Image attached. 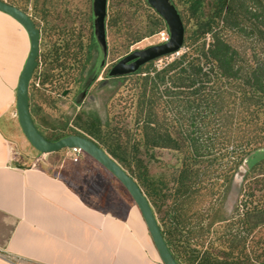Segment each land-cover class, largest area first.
<instances>
[{
	"label": "rangeland",
	"instance_id": "rangeland-1",
	"mask_svg": "<svg viewBox=\"0 0 264 264\" xmlns=\"http://www.w3.org/2000/svg\"><path fill=\"white\" fill-rule=\"evenodd\" d=\"M13 1L27 8L44 31L47 22L54 25L50 38L44 33L42 46L48 48L51 43H57L62 50L61 66H48H51L50 80L44 85L42 75H37L30 84L34 103L41 109L36 118L44 131L53 135L78 128L77 117L85 111L99 116L104 130L116 128L119 133L137 136L141 132L137 101L142 82L138 76L145 73L125 78L110 77L109 70L128 53L166 41L170 32L163 17L145 0H108L107 19L110 22L116 20V24L108 25L109 52L102 64L104 55L94 32L93 0ZM175 1L187 18V4L183 0ZM230 1L245 2V6L256 8L251 0ZM239 21L244 30L231 26H220L219 29L222 28L221 35L239 51V65L245 73L255 62L264 61V18L263 14L258 19L252 18L243 11ZM191 26L195 28L194 20ZM206 39L210 41V34ZM187 50L184 46L179 52L153 60L143 68L160 70ZM242 80L223 77L207 83L206 94L218 92L221 102L217 107L209 104V108L204 104L194 125L187 122L178 126L175 120L177 116H183L179 114L180 109L157 107L162 119L166 117L171 121L173 130L197 131L196 135L202 136L199 138V155L189 162H184L187 153L178 150L155 148L144 152L151 174L168 182L164 188L170 195L161 205L159 217L169 221L171 210L175 212L179 207L185 209L184 220L192 216L181 236L187 251L206 249L211 243L219 244L230 234H235L243 194L264 192L259 189L264 187V174L251 170L256 162L264 159V99L257 97ZM67 120L69 124L65 126ZM11 123L13 141L21 149L37 151L23 133L17 114L13 115ZM44 156L50 170L64 177L91 204L120 216H125L129 208L139 210L119 180L84 151L77 161L67 148ZM187 165L192 171L188 179L191 189L177 197L173 194L175 179ZM195 210L201 211L202 217L192 215ZM226 222L228 226H225ZM187 236L189 239L185 240Z\"/></svg>",
	"mask_w": 264,
	"mask_h": 264
},
{
	"label": "trees",
	"instance_id": "trees-1",
	"mask_svg": "<svg viewBox=\"0 0 264 264\" xmlns=\"http://www.w3.org/2000/svg\"><path fill=\"white\" fill-rule=\"evenodd\" d=\"M171 1L178 8L185 23L186 38L184 45L188 50L160 70L150 67L143 68L144 65L136 73L130 74L145 73L138 76L142 82L137 101L138 123H140L141 132L137 136L127 132L125 134L119 133L116 128L113 131L104 130L102 119L85 111L77 117L76 126L78 128H72L69 132L48 135L36 118L41 109L39 104L34 103V95L30 85V107L34 121L40 132L50 140H58L71 134H80L98 142L117 159L136 178L149 198L165 239L181 264H264V194H262L264 192L251 191L243 194L238 206L239 225L235 234H230L219 244L211 243L206 249L195 248L187 251L186 248H183L181 236L183 237V231L186 229V225L190 223L189 219L192 216L184 220L182 213L185 209L179 207V209H175V212L171 210L172 218L169 221L159 217L161 205L170 195L164 188L168 186V182L151 174L148 162L144 158L146 151L155 148H169L187 153L184 162L197 159L200 150L199 138L202 136L199 134L197 136V131L173 130L171 121H167L166 117L162 119L157 107L164 105V108L169 106L180 109L182 114L180 112L179 114L183 116H177L175 121L178 126L182 127L187 122L192 125L197 124V115L201 114L200 108L204 104H207L208 108L210 105L212 107L220 105L221 96L218 92L216 94H206L205 92L207 83L213 78L216 80L223 77L232 80L243 79L244 85L250 86L258 95L257 97L264 99V61L255 62L252 68L244 73L243 68L239 65V51L221 35V29L226 26L244 30L239 21L240 13L243 11L249 13L252 18L258 19L262 14L264 18V0H251L255 2L256 8L250 5L245 6V2L239 3L240 1L210 0L207 4L206 0H183L182 2L187 4V18L179 8L178 3L175 0ZM9 2L29 12L27 8L20 6L13 0H9ZM145 2L149 5L147 0ZM243 8L244 10H242ZM260 9L262 12L259 13ZM32 17L37 26L40 27L36 18L33 15ZM192 20H194V29L191 26ZM115 24L116 20L110 22L106 19L107 40L108 25L113 26ZM47 25L46 28L49 27L48 29L51 31L55 27L49 22ZM220 26L221 29H219ZM209 34L211 39L208 42L206 37ZM53 45V50L42 54L43 62L61 66L59 61L62 54L60 52L62 51L61 47L57 43ZM62 49H65V46ZM50 67L44 68L40 74H38L39 68L36 69L33 79L37 75H42L41 83L45 85L50 80ZM126 76L122 77L125 78ZM262 107L264 111V104ZM219 110H221V106ZM68 124L69 121L67 120L64 125L67 126ZM250 151L245 152L238 162H241ZM251 170L264 174V159L256 162ZM191 172L187 165L182 168L179 176L175 179L173 194L177 197L191 189V184L188 182ZM259 189L262 190L264 187L261 186ZM192 215L202 217V212L195 210ZM227 223L225 226L229 225ZM186 239L189 237L187 236Z\"/></svg>",
	"mask_w": 264,
	"mask_h": 264
},
{
	"label": "crops",
	"instance_id": "crops-1",
	"mask_svg": "<svg viewBox=\"0 0 264 264\" xmlns=\"http://www.w3.org/2000/svg\"><path fill=\"white\" fill-rule=\"evenodd\" d=\"M30 48L24 26L0 11V264H163L139 210L91 204L45 154L13 141Z\"/></svg>",
	"mask_w": 264,
	"mask_h": 264
},
{
	"label": "water",
	"instance_id": "water-1",
	"mask_svg": "<svg viewBox=\"0 0 264 264\" xmlns=\"http://www.w3.org/2000/svg\"><path fill=\"white\" fill-rule=\"evenodd\" d=\"M147 2L167 23L170 37L167 41L128 53L114 63L109 71L110 77L136 73L147 63L163 56L177 53L185 46L186 27L176 5L171 0H147ZM0 11L8 13L18 20L27 30L31 40L30 52L19 78L16 100L18 120L28 141L36 150L43 154L53 153L66 148H79L102 164L119 180L133 198L142 214L163 264H181L165 239L149 198L136 178L117 159L109 154L98 142L86 136L71 134L58 140H50L40 132L31 112L30 84L38 65L41 31L29 12L7 0H0ZM93 12L95 36L104 55L102 64H105V59L109 52L106 26L108 0H93Z\"/></svg>",
	"mask_w": 264,
	"mask_h": 264
},
{
	"label": "flooded vegetation",
	"instance_id": "flooded-vegetation-1",
	"mask_svg": "<svg viewBox=\"0 0 264 264\" xmlns=\"http://www.w3.org/2000/svg\"><path fill=\"white\" fill-rule=\"evenodd\" d=\"M49 28V27H48ZM48 28H45L46 30L44 31L41 27H39V29H40V31H41V41H40V54H39V61H38V65H37V68L36 69H41V72L44 70V68H46V67H48V63H45V62H43L42 61V59H43V53H45L46 51H50V50H53V47H54V45H53V43H51L50 45H49V47L47 48L46 46L45 47H43L42 46V38H43V36H44V33H46L47 35H50V36H48L47 38H50L51 37V34H50V29H48ZM50 53V52H49ZM114 65V64H113ZM113 65H111L110 66V69H111V67L113 66ZM110 71V70H109ZM39 74H40V72H39ZM84 86H85V84H84ZM84 89H85V87H84Z\"/></svg>",
	"mask_w": 264,
	"mask_h": 264
},
{
	"label": "built area",
	"instance_id": "built-area-1",
	"mask_svg": "<svg viewBox=\"0 0 264 264\" xmlns=\"http://www.w3.org/2000/svg\"><path fill=\"white\" fill-rule=\"evenodd\" d=\"M169 39V38H168ZM167 39V40H168ZM166 40V39H165ZM166 40V41H167ZM37 85H38V83H37ZM72 152H73V154H74V160L75 161H77L79 158H80V154L82 153V150L81 149H79V148H73V149H70ZM34 165H36V164H33V166ZM1 251V250H0ZM1 253V252H0Z\"/></svg>",
	"mask_w": 264,
	"mask_h": 264
}]
</instances>
